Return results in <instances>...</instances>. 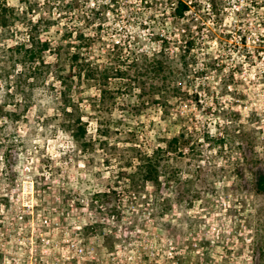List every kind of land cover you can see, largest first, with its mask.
Returning a JSON list of instances; mask_svg holds the SVG:
<instances>
[{
	"label": "rangeland",
	"instance_id": "1",
	"mask_svg": "<svg viewBox=\"0 0 264 264\" xmlns=\"http://www.w3.org/2000/svg\"><path fill=\"white\" fill-rule=\"evenodd\" d=\"M87 1L89 8L109 2ZM152 1L142 24L123 5L118 16L110 12L84 24L87 34L102 28L105 44L97 43L92 60L104 64L108 59L99 49L113 59L122 48L124 60L137 59L141 69L156 57L172 69L147 74L145 84H75L87 143L98 138L94 104L100 88L120 87L122 94L115 95L109 145L85 149L64 128L55 58L47 53L37 64L38 79H28L27 65L20 63L23 46L30 49V20L48 17L46 0H6L11 17L0 27V264H264V193L256 187L257 173H264V0H185L193 5L189 25L201 44L188 54L187 61L192 54L198 60L188 70L181 67L183 31L167 28L175 0ZM59 28L39 40L57 44ZM154 87L162 91L151 99ZM152 100L168 104V115ZM182 133L190 145L171 147L174 178L161 175L129 192L119 177L131 172L129 146L151 153ZM113 189L108 203L95 199Z\"/></svg>",
	"mask_w": 264,
	"mask_h": 264
},
{
	"label": "trees",
	"instance_id": "2",
	"mask_svg": "<svg viewBox=\"0 0 264 264\" xmlns=\"http://www.w3.org/2000/svg\"><path fill=\"white\" fill-rule=\"evenodd\" d=\"M20 1L21 3H25L26 0ZM81 1L83 3L78 7L77 5L81 3ZM122 1L123 0H109L108 3L93 4V6L89 8L87 0H46L45 6L48 7V17L42 16L36 21L30 20V25L27 27L30 49H25L23 46V51L20 53L23 58L20 60V63L24 66L27 65L26 72L28 73V79L39 78L41 71L37 64L44 59L47 53L49 56L55 58L56 63L52 64L51 67L54 69V78L56 82L64 89V91L61 92V101L63 104L61 112L62 116L66 119L64 128L72 135L74 141L83 144L85 149L87 147L92 148L96 143L103 148L109 145L107 138H109L116 129L111 119L113 110L116 106L115 95L122 94L119 92L120 87L115 91L113 90V92L109 90L108 85L100 88V98L97 99L94 104V111L97 113L98 138L95 141L90 140L87 143L86 125L82 121V116L79 112L75 97L72 95L75 91V84H145L144 81L147 74L158 77V75H160L159 73H164L166 71H168L169 74L172 73L171 67L167 66L165 62L158 57L150 61L146 60L141 69L137 64V59L132 61L124 60L121 54L122 48H120L119 54L113 59H111V52H104V48L99 49L103 51V55L108 59L104 64L98 62L99 60H92L91 51L97 43L101 45L105 44L100 35L102 28L101 25H99L95 31L91 34H87L84 30V24L85 26H91L98 20L104 19L110 12L118 16L121 13V5L127 9L129 8V16L136 20H140L142 24L153 2L152 0H127V4L124 5ZM192 6L185 0H175L171 12L172 22L171 24H167L170 34L173 33L174 29H181L183 31L182 35H185L187 39L182 46L186 53L181 56V67L183 70H188L192 63L197 64L198 60L195 58V54H192L190 62L187 61V57L188 54L199 51L201 45L198 38L192 35L189 25V14ZM87 8H89V12ZM54 9L58 11V16L54 15ZM8 11L9 8L7 7L6 0H0V27H5L6 23L9 21L8 19H10L9 17H11L7 16L6 13ZM29 11H33V7H30ZM55 25L61 26V28L58 29L60 38L59 41L56 42L57 44L48 39L40 41L39 39L41 36L44 33H48ZM177 25L180 26L177 28ZM165 48L166 46L162 45L161 52H165ZM112 52H115V50ZM132 69H134L136 74H131ZM113 80L118 82H111ZM160 91H162L160 88L154 87L148 96L151 99L155 98V95ZM180 93V88L174 89L175 95ZM142 95L145 96V92H143ZM154 101L155 100H152V102ZM154 103L160 104L161 102L155 101ZM27 107L28 106L25 105V109H27ZM161 107L165 110L164 116L168 115V104L161 103ZM12 115L17 120L19 119L17 114ZM180 137L184 139L181 144H179ZM177 144L180 145V147L187 148L190 142L186 140V135L182 133L178 137L171 138V140L168 141L167 148L159 146L154 148L151 153L140 150L135 146L136 144L129 146L127 150L131 153V156L128 167L131 169V172L127 173L126 171H122L119 175L121 179H126L129 192H140V190H138L140 187L144 188L147 182L158 181L161 175L166 177L167 180L174 178L173 170L169 165L170 159L168 155H170L171 147ZM256 187L260 193H264V173L262 171L258 172L256 175ZM113 194H116L114 189L111 194H97L95 199L97 198L100 201L108 200V203Z\"/></svg>",
	"mask_w": 264,
	"mask_h": 264
}]
</instances>
